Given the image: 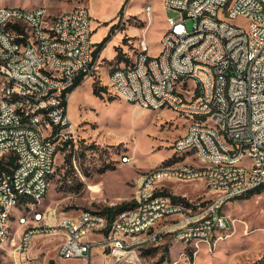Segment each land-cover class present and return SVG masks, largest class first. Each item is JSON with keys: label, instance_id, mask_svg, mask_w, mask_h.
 Returning a JSON list of instances; mask_svg holds the SVG:
<instances>
[{"label": "built area", "instance_id": "obj_1", "mask_svg": "<svg viewBox=\"0 0 264 264\" xmlns=\"http://www.w3.org/2000/svg\"><path fill=\"white\" fill-rule=\"evenodd\" d=\"M163 2L165 8L180 12L181 19L167 18L154 58H147L145 36L133 51L129 48L131 61L113 68L112 76L119 82L115 94L143 109H169L185 118L186 132L172 147L174 153H189L197 164H178L180 179L202 181L211 194L209 202L202 206L187 196L175 200V194L160 190L157 178L169 179L171 172L159 167L142 177L131 201L142 203L137 221H130V213L109 221L101 210H86L63 216L52 228L44 227L45 212L37 218L19 214V226L25 230L12 232V225L4 229L6 204L14 202L15 195L10 186L24 187L22 196L28 207H37L31 206L33 198L44 200L51 184L46 182V174H54L56 169L53 159L76 142V126L68 113L71 89L80 78L93 79L98 73L89 6L78 5L61 16L49 15L46 6L32 13L6 8L0 12V19H6V28L0 31V73L13 78V87L0 89V148L11 152V159L0 155V247L5 246L8 233H16V240L19 234H26L21 249L31 246L41 229L51 228L61 230V245L70 250L72 235H78L70 230V221H77L79 230H85L81 253L98 247L102 264H123L125 260L143 264L136 260V253L147 246L142 245V238L156 241L161 221H169L168 234L176 232V239L185 238V242L202 233L213 237L215 230L226 232L224 224L229 219L219 213L222 206L264 185V0ZM151 17L150 5L148 21ZM239 17L247 20L246 27L234 23ZM27 21L37 22L38 34L26 30ZM42 27H49V39H42ZM22 44H29L27 62H19L17 57V47ZM181 79L197 80V88H180ZM188 92H195L196 100H188ZM13 94H26L28 105L13 102ZM31 95L41 96V103L31 102ZM187 110H196V117H187ZM129 160L126 156L124 162ZM230 164H238V171H230ZM190 168H197V179L188 178ZM27 171H37L31 183H24ZM4 172H13V179H4ZM233 179H243V186H233ZM30 219H38V226H30ZM109 222H129L135 228L136 223L145 222V230H138L135 240H126L127 232H107ZM15 253V264H41L30 254ZM60 258L79 260L71 252L70 257Z\"/></svg>", "mask_w": 264, "mask_h": 264}, {"label": "rangeland", "instance_id": "obj_2", "mask_svg": "<svg viewBox=\"0 0 264 264\" xmlns=\"http://www.w3.org/2000/svg\"><path fill=\"white\" fill-rule=\"evenodd\" d=\"M5 3L21 4L25 9L46 6L53 16L78 5L89 6L93 16V41L100 39L107 30L104 38L110 28L115 27L105 50L107 59L113 56L114 48L110 44L119 34L123 43L125 38L126 44L131 43V51L140 37L145 36L150 54L156 55L167 29V18L179 20L182 17L180 12L165 8L163 0H0V5ZM147 5L152 6L151 21L145 11ZM234 23L248 25L247 20L240 17L234 19ZM99 64L95 78L85 79L69 100L68 113L76 126V142L65 146L57 156L48 195L37 208L47 212L44 226L54 228L66 215L131 202L142 177L155 168L174 171L185 161L197 164L189 159L188 154L174 153L172 147L174 140L186 132L185 118L169 109L154 111L127 102L114 93L109 83L108 74L118 64L106 60ZM94 87L99 97L94 94ZM67 155H71V162H66ZM126 156L131 160L124 162ZM157 186H165L167 192L187 196L202 206L211 197L202 181H178L171 176L160 180ZM20 212L19 209L14 211L12 232L25 230L19 226L18 218L27 210L20 207ZM219 213L229 219L227 226L230 229L223 233L215 230L210 244L196 246V242L176 239V232L168 234L166 231L159 234L156 241L143 244L147 245L139 253L143 264H156L162 258V264H264V192L233 199L224 204ZM161 223L167 225L169 221ZM30 226H38V223H30ZM41 230L34 236L30 256L43 264L51 261L55 264H89L88 258L84 261L60 258L64 246L61 245V230ZM11 237H16V233H11ZM136 238L138 236H126V240ZM16 258L17 254L10 246L0 250V264H15ZM102 258V249L98 247L89 257L91 264H102Z\"/></svg>", "mask_w": 264, "mask_h": 264}, {"label": "bare ground", "instance_id": "obj_3", "mask_svg": "<svg viewBox=\"0 0 264 264\" xmlns=\"http://www.w3.org/2000/svg\"><path fill=\"white\" fill-rule=\"evenodd\" d=\"M165 3V2H164ZM6 8H22L19 6H6L0 8V12L6 10ZM43 7H37L34 9H25L22 8V12L25 13H32V12H41ZM75 8L70 11L64 12L60 15H68L70 12H73ZM150 5H147L145 11L147 15H149ZM49 15L50 12H49ZM55 16V15H54ZM6 28V19H0V31H4ZM26 30H28L31 34H38L39 32V25L35 21H27L26 22ZM50 38V30L49 27H42V39H49ZM29 51V44H22L17 47V57H19V62H27V55ZM147 58H154V55L150 54V46L147 48ZM113 71L110 75V86L112 87L114 93H119V82L115 81L112 76ZM5 87H13V78H6L5 73H0V89H4ZM179 87L184 89H193L197 88V80L192 79H181L179 80ZM188 100H196V93L195 92H188ZM13 102L21 103V105H28V96L26 94H13ZM31 102L34 103H41V96L38 95H31ZM187 117H196V110H187ZM179 154H188L189 153H179ZM0 155H3V159H11V152H3V148H0ZM125 158H123L124 161ZM53 166L56 167V158L53 159ZM230 171H238V164H230ZM171 176L176 177L178 181H185V179H180V169L178 170H170ZM55 173V169H54ZM153 170L147 174H152ZM54 174H46V182H51V179ZM37 178V171H27L24 174V183H31L33 179ZM188 178L190 179H197V168H190L188 169ZM4 179H13V172H4ZM163 178H157V183L162 180ZM233 186H243V179H233ZM160 190H166L165 186H159ZM50 189V184L48 185V189H46L45 197L47 196ZM168 190V189H167ZM10 193L14 195V202H8L6 204V212L4 215V229H11V222L14 217V211L19 209L17 207H23L24 210H27V213H23L22 217H29V218H37L39 213H45L42 210L37 209L43 202L40 201V198H33L31 199V206L37 207H28V203L25 202L24 194V187L21 185H12L10 186ZM44 197V199H45ZM142 210V203L139 202H132L128 207L119 211L115 214L112 220H119L120 216H124L127 213H130V221H137L138 219V211ZM46 218H44L45 220ZM19 221V218H18ZM30 223H38V219H30ZM44 227H48L45 224ZM169 224L161 223L160 226L157 228L156 238L159 234L165 233L168 231ZM229 225L227 223L224 224V230H229ZM70 230L71 231H78V235H72V240L70 244V250L67 249V245H64L60 256L62 257H70V252L72 256H79V260H83L84 258H88L89 264L91 261L89 259L91 252L81 253V241H85V230H79V224L77 221H70ZM138 230H145V222H138L135 226L129 222H109L107 223V232H115L118 231V234H125L138 236ZM160 236V235H159ZM180 240H185V238H179ZM150 240V237H143L142 238V245ZM212 240L211 233H202L197 236L192 237V241L196 242V244L207 243L210 244ZM20 241H26V234H21L19 240H16V237H11V233H8V237L5 239V246L0 247L1 249L8 248L10 246L13 248L14 252L20 250V256H27L29 254L30 246H24V248L20 249ZM136 260H141L139 253H136ZM43 264V262H41ZM123 264H141L140 262H133V260H125Z\"/></svg>", "mask_w": 264, "mask_h": 264}, {"label": "trees", "instance_id": "obj_4", "mask_svg": "<svg viewBox=\"0 0 264 264\" xmlns=\"http://www.w3.org/2000/svg\"><path fill=\"white\" fill-rule=\"evenodd\" d=\"M114 31H115V27L113 26L110 28L108 34L99 43L96 44V48H95L94 53H93L94 59H97L99 54L106 48L107 44L109 43V41L112 39V37L114 35ZM126 42H127V38L124 39V44H126ZM129 48H131L129 43L126 44V47H117L116 48L117 55H116L115 60H116L118 65L122 62L127 64L131 61V58H130L131 51H129ZM116 68H119V67H116ZM83 81H84V78H80L77 81V83L75 84V86L71 89V93L74 92L83 83ZM94 94L98 97L100 96L96 87H94ZM66 162H71V155L66 156ZM262 192H264V185H262L258 188L252 189V190L248 191L247 193H245L244 195H242L238 198H247V197H250L254 194H261ZM173 199L185 200V198H183L181 196H176V195L173 196ZM131 203L132 202H123L121 204H117L114 206H107L103 210H101V212L108 217L109 221H111L116 213L125 209ZM163 261H164V258H162L156 264H162ZM50 264H55V263L53 261H51Z\"/></svg>", "mask_w": 264, "mask_h": 264}, {"label": "crops", "instance_id": "obj_5", "mask_svg": "<svg viewBox=\"0 0 264 264\" xmlns=\"http://www.w3.org/2000/svg\"><path fill=\"white\" fill-rule=\"evenodd\" d=\"M6 6H19V7H23L21 4H17V3H9V4H1L0 5V8H2V7H6ZM24 8V7H23ZM28 9V8H27ZM106 32H107V30L106 31H104V33H103V35L101 36V38L100 39H97V40H95V41H93V39H92V41H93V43H94V47L96 48V44L97 43H99L101 40H102V38H103V36L106 34ZM122 36H121V34H119V36L116 38V41H112V43L110 44V45H112V48H114L113 49V56L110 58V59H107L106 57H104V55H105V50L107 49V46H108V44H107V46H106V48L99 54V56H98V58L95 60L96 61V63L98 64V65H100L99 64V62H102V61H108V62H110L111 64L112 63H117L116 62V60H115V58H116V55H117V51H116V48L117 47H126V44H124L123 42H122ZM98 65H97V67H98ZM123 66H127V64H125V63H120L117 67H123ZM110 67H113L112 65L110 66ZM98 69H99V67H98ZM112 71H113V69H112ZM111 71V72H112ZM111 72L108 74L109 75V79H110V75H111ZM85 81V80H84ZM83 81V82H84ZM110 81V80H109ZM75 92V91H74ZM74 92H72L71 93V96L74 94ZM71 96H70V98H71ZM56 163H57V157H56ZM48 195V194H47Z\"/></svg>", "mask_w": 264, "mask_h": 264}]
</instances>
